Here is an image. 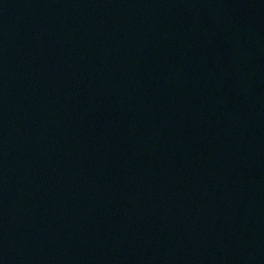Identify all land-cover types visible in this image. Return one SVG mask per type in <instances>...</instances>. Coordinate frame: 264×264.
Listing matches in <instances>:
<instances>
[{
    "label": "water",
    "instance_id": "water-1",
    "mask_svg": "<svg viewBox=\"0 0 264 264\" xmlns=\"http://www.w3.org/2000/svg\"><path fill=\"white\" fill-rule=\"evenodd\" d=\"M0 264H264V0H0Z\"/></svg>",
    "mask_w": 264,
    "mask_h": 264
}]
</instances>
